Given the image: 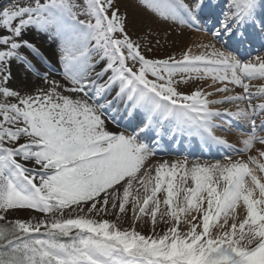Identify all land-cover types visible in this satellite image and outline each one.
<instances>
[{"label":"snow or ice","instance_id":"snow-or-ice-1","mask_svg":"<svg viewBox=\"0 0 264 264\" xmlns=\"http://www.w3.org/2000/svg\"><path fill=\"white\" fill-rule=\"evenodd\" d=\"M136 2L157 23L215 43L157 58L145 52L158 34L148 41L151 25L136 34L121 0H0V264H264V0H223L212 29L201 26L215 16L206 0ZM257 39L248 60L231 50ZM20 72L24 89L13 86ZM208 77L223 99L180 90ZM231 128L242 147L216 135ZM177 135L231 154L161 161L152 175L145 162ZM128 204L134 221L150 216V235L123 226ZM162 204L171 223L158 233Z\"/></svg>","mask_w":264,"mask_h":264},{"label":"rangeland","instance_id":"rangeland-1","mask_svg":"<svg viewBox=\"0 0 264 264\" xmlns=\"http://www.w3.org/2000/svg\"><path fill=\"white\" fill-rule=\"evenodd\" d=\"M9 2H14V0H2V3H5V4L9 3ZM209 2L214 4L215 7H217L216 9L222 10V9H220L221 7H218V5H220V3L223 4V0H210ZM125 9L127 10L128 15H129L130 28L132 27L133 23L136 26L134 29V32L136 34H140V33L145 32V29L148 25H151V28L154 30L153 33L147 37L149 42H154V40L157 38V34H158V37L160 39V45L154 46L152 52H145V54L148 56L157 57V58H165L168 55H175L176 58H180L183 50L187 47H191L192 54L199 55V54L209 50V49L201 47V45L209 44L210 40L212 42L213 41L215 42V40L213 38H211L209 34L203 33L201 31H195V30L188 29V28L182 29L176 25L157 23L152 17L149 16V14L147 12H145L142 8L137 6L136 0H121V10L124 11ZM129 34L133 35V38H136L133 31H130ZM168 34H170V35H168ZM220 47L221 46H218L217 48H220ZM42 52H44V54L46 56L50 57L53 60V62H55V57H54V53L52 50L46 51V49H42ZM260 54L264 55V52H262ZM246 60H248V59H246ZM57 79H58V77H57ZM176 79H179V77H176ZM253 84L259 85V82L253 81ZM13 86L16 88H20V89L25 88V85L24 86L23 85L16 86L15 83ZM179 87H180V90L183 92H191L196 87H201L204 92H205V89H208L209 90L208 93H211V95H209L207 97L209 100H221V99H223V96H224L223 95L224 93L223 94L217 93L215 91L216 88L221 87L220 83L219 82L213 83V81L211 80L210 77L205 78L203 80L189 79L187 84L181 83L179 85ZM229 87H231V85H229ZM239 90L240 89H238V88L236 89V91H238V92H239ZM205 93H207V92H205ZM225 107H227L229 109L230 108L235 109L234 108L235 105L215 104V108H219L221 110H223ZM218 122L219 121H217V123ZM218 132L226 140L228 139V140L232 141V142H230L232 145H238V143L241 142V139H242L241 137L238 138L237 141L235 140L236 135L239 134V132H237V131H234V132L218 131ZM238 136H240V135H238ZM187 150H189V149H187ZM240 157H242V156H236V155L232 156V158L234 160L237 158H240ZM185 158L186 157H182V155H179L177 153H173L170 155H163V154L157 153L156 155H153L148 161L145 162L144 168L146 169V168L151 167L153 170L151 174L154 175L155 174L154 173L155 167H157L159 164L158 161L161 162L164 160V161H168L169 163H172V162L183 161V160H185ZM187 159L190 163L193 160V158H190V157L189 158L187 157ZM219 159H222V157H219V158H206V157L203 158L202 157V158H199V162L201 164H203L206 162H215L216 160H219ZM223 162H227V161H223ZM143 170L144 169H142V171ZM137 189H138V191H137ZM137 195L140 196L142 199L144 196V191H143L142 187H140L137 184H134L133 190H132V196H137ZM126 208H127V216H124L123 214L121 215V221H122L123 226L124 227L134 226L136 228V230L141 232L142 234L150 235L152 232L150 216H143L139 220L134 221L133 212H132V205L128 204L126 206ZM166 210H167V207L162 204L161 209L157 215L156 231L158 233H162L163 231H165L167 229V227L170 226V223H171L170 221H169V223L166 224L160 220V213L164 212ZM241 210L243 211L242 208H241ZM31 214L32 213L30 210H22L19 213V218L27 220V219H30ZM242 214L244 215V211L242 212ZM37 215H39V214H37ZM10 218H16V217H10ZM111 218L112 217H109V219H111ZM164 220H168V217H164ZM181 228L182 229L184 228L183 224L181 225Z\"/></svg>","mask_w":264,"mask_h":264},{"label":"bare ground","instance_id":"bare-ground-1","mask_svg":"<svg viewBox=\"0 0 264 264\" xmlns=\"http://www.w3.org/2000/svg\"><path fill=\"white\" fill-rule=\"evenodd\" d=\"M214 22H216V19H214V17L212 18V24L214 23ZM211 24V25H212ZM36 43H37V45L41 48V51H42V49H46V51L47 50H52L50 47H49V45L48 44H46V43H44V41L42 40V39H40V38H37L36 39V41H35ZM212 43H215L214 41L212 42L211 40H210V42H209V44H212ZM218 46H221V45H218V44H216V47H218ZM14 71H16L15 69H14ZM15 85L16 86H20V85H25V80H24V74L22 73V72H20V73H18V78H17V80L15 81ZM30 85V84H29ZM240 91V90H239ZM205 92H209V90L208 89H205ZM236 92H238V91H236ZM223 94V93H222ZM229 94H234V93H229ZM223 95H225V94H223ZM217 106V105H216ZM210 107H212L213 109H216L215 108V104H213V105H210ZM235 108V107H234ZM230 110H235V109H233V108H230ZM218 123H220V122H218ZM110 127L112 128V130L113 131H116V128H114L113 126H111L110 125ZM223 127H227V125H223ZM118 130V129H117ZM233 130H235L234 128H231V129H229V131H233ZM149 135V137L151 136V133H149L148 134ZM216 135H218V136H221L222 137V135L220 134V133H216ZM178 137L180 138L181 137V135H178ZM241 136H238V135H236V138H235V140L237 141L238 140V138H240ZM176 138V137H175ZM242 138V137H241ZM227 141H229V142H232V141H230V140H228L227 139ZM201 143L203 144V145H205V144H209V145H207L205 148H206V150H205V152H203V157H214V158H218V156L217 155H219V154H221L222 156H223V153L224 152H228L229 154L231 153L230 152V150H228V149H221L220 147H218V146H216V145H212L211 143H204V142H202L201 141ZM238 143V142H237ZM237 146H239V147H242V144H241V142H239V145H237ZM235 148H237L236 146H234ZM159 148H161V147H159ZM157 153H163V154H166V155H168V154H171V152H169V151H164V149H158V151H157ZM179 154H183V155H185V156H187L186 155V153H184V151H179ZM243 157V158H242ZM242 157H240V158H237V159H246V156H242ZM163 160V159H162ZM164 161V160H163ZM158 162H160V161H158ZM242 210H241V208H238L237 210H236V223L237 224H239L240 223V221L243 219V214H242ZM222 222V221H221ZM223 223V222H222ZM233 223V220L231 219V217L229 218V220H228V225H226L225 226V229L224 230H227L229 227H230V225ZM219 229H214V231H218Z\"/></svg>","mask_w":264,"mask_h":264}]
</instances>
